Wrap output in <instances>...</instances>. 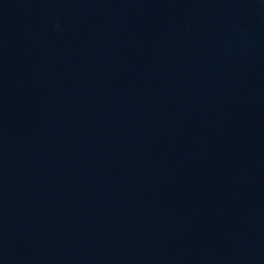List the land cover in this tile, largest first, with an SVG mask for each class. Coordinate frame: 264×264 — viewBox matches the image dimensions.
Listing matches in <instances>:
<instances>
[{"label": "water", "instance_id": "95a60500", "mask_svg": "<svg viewBox=\"0 0 264 264\" xmlns=\"http://www.w3.org/2000/svg\"><path fill=\"white\" fill-rule=\"evenodd\" d=\"M0 264H264V0H0Z\"/></svg>", "mask_w": 264, "mask_h": 264}]
</instances>
